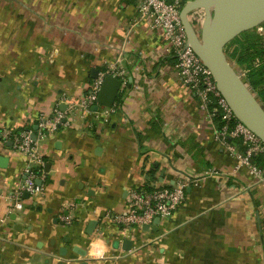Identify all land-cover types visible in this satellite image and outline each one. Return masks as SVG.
<instances>
[{"label":"crops","instance_id":"crops-1","mask_svg":"<svg viewBox=\"0 0 264 264\" xmlns=\"http://www.w3.org/2000/svg\"><path fill=\"white\" fill-rule=\"evenodd\" d=\"M136 6L0 0V132L27 129L36 138L40 114L67 112L100 73L118 66L127 76L113 112H76L39 140L43 191L24 194L17 212L10 196L27 159L0 137V264H264V184L214 140V119L180 82L174 60L161 56L159 35ZM242 34L227 46L240 69ZM181 177L190 181L183 206L124 250L129 239L106 215L124 211L132 187ZM63 213L78 223L65 225Z\"/></svg>","mask_w":264,"mask_h":264},{"label":"built area","instance_id":"built-area-1","mask_svg":"<svg viewBox=\"0 0 264 264\" xmlns=\"http://www.w3.org/2000/svg\"><path fill=\"white\" fill-rule=\"evenodd\" d=\"M136 1L137 18L146 19L149 28L159 35L162 45L161 56L174 60L178 79L198 101L199 109L211 118L216 115L220 116L222 125L216 128L214 140L235 157L237 168L247 167L257 182L264 184V167L252 162L254 156L264 155V143L244 124L235 119L227 102L218 91L210 70L187 43L186 33L179 15L185 2L183 3L182 0H172L171 2L167 0ZM202 17L203 15H199L195 22L192 20L194 25L200 24ZM255 32L264 41V23L257 26ZM259 65V60L253 63L255 67ZM235 69L242 77H245V73L248 72L246 69L237 67ZM106 75L117 77L121 80V85L126 83V71L118 66H111L92 81L87 93L79 101L70 103L67 112H61L56 108L51 113L40 114L37 120L39 129L36 138H33L27 129H3L0 132L3 144L10 141L12 149L27 159L23 171L24 179L10 196L9 211L17 212L23 209L24 194L38 196L43 191L42 185L36 183L38 179L43 178V160L38 150L40 139L57 130L59 126L69 125L70 118L72 119L76 112L83 113L84 116L90 115L99 118L104 113L110 114L114 111L113 107L99 105L96 111L92 110ZM262 105L264 107L263 103ZM237 138L242 140V145L245 146L243 150L231 142ZM189 182V179L181 177L172 185H137L132 187L128 191L124 211L117 214L109 213L106 218L110 219L117 227L121 239H129L134 242L144 231L142 229L144 225H148L150 229L155 218H158L160 222L183 206ZM60 218L67 226H72L79 221L76 216L70 213H63Z\"/></svg>","mask_w":264,"mask_h":264},{"label":"water","instance_id":"water-1","mask_svg":"<svg viewBox=\"0 0 264 264\" xmlns=\"http://www.w3.org/2000/svg\"><path fill=\"white\" fill-rule=\"evenodd\" d=\"M198 10H202V21L194 25L191 14ZM179 15L187 43L210 70L218 91L227 102L235 119L264 143V107L226 54L228 43L240 34L264 23V0H187ZM93 77L96 78V74ZM120 87V79L106 75L92 110L96 111L98 105L112 107ZM8 145H11L10 141ZM0 160L5 162L6 158L0 157ZM158 223L159 219L155 218L150 229L157 230ZM95 225L96 221L92 222L88 232H92ZM142 229L147 231L149 226L144 225ZM131 247L132 241H123L124 250H129ZM74 251L80 255L85 254L78 247H74Z\"/></svg>","mask_w":264,"mask_h":264},{"label":"trees","instance_id":"trees-1","mask_svg":"<svg viewBox=\"0 0 264 264\" xmlns=\"http://www.w3.org/2000/svg\"><path fill=\"white\" fill-rule=\"evenodd\" d=\"M184 3L185 0H182ZM192 20L195 22V19L202 15V10H198L193 12L192 14ZM242 36H247V41L243 44L241 43L240 51L236 52L237 58L236 61L241 64L242 69L248 70L246 73V76L244 77V80L249 85V87L258 95L260 101L264 104V41L253 31H248L242 34ZM238 40L237 38L233 39L230 43L227 44V46L236 43ZM226 46V48H227ZM226 54L230 61L234 60L235 53H229L228 48L226 49ZM256 56L262 57L261 59H255ZM259 60L260 65L255 67L253 66V63ZM262 85L261 88L257 91L259 85ZM259 93V94H258ZM214 122L219 128L222 125L221 119L219 115H216L213 117ZM240 145V150H243L245 148L244 145H242V140L240 138H237L235 140ZM252 162H254L256 165L264 167V155H257L252 158Z\"/></svg>","mask_w":264,"mask_h":264},{"label":"rangeland","instance_id":"rangeland-1","mask_svg":"<svg viewBox=\"0 0 264 264\" xmlns=\"http://www.w3.org/2000/svg\"><path fill=\"white\" fill-rule=\"evenodd\" d=\"M243 78H244V76H243Z\"/></svg>","mask_w":264,"mask_h":264}]
</instances>
